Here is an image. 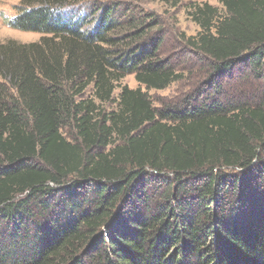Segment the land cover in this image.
<instances>
[{
    "label": "trees",
    "instance_id": "obj_1",
    "mask_svg": "<svg viewBox=\"0 0 264 264\" xmlns=\"http://www.w3.org/2000/svg\"><path fill=\"white\" fill-rule=\"evenodd\" d=\"M124 1L23 0L8 20L42 39L0 47V264H264V0L193 8L209 76L162 108L121 82L184 75Z\"/></svg>",
    "mask_w": 264,
    "mask_h": 264
},
{
    "label": "rangeland",
    "instance_id": "obj_2",
    "mask_svg": "<svg viewBox=\"0 0 264 264\" xmlns=\"http://www.w3.org/2000/svg\"><path fill=\"white\" fill-rule=\"evenodd\" d=\"M23 0H0V47L14 43L16 45H29L37 43L42 39L41 35L34 32H25L11 27L9 19L16 16V8L21 6ZM136 14L146 16L149 20L159 23L158 27L152 31V36L163 39L161 59L172 63L179 73L184 75L183 81L173 83L169 89L164 91H147L136 81L135 74L127 75L121 82L123 86L130 89H143L153 105L163 107L164 103H178L185 96L196 91L198 87L209 76V61H202V56L197 55L189 44V39L196 37L199 26L193 21L191 11L195 6L209 4L222 14L224 13L220 0H128L124 1ZM122 12L115 14L116 19L122 20ZM240 69H237L234 76L240 77ZM226 85L231 83L240 89L238 82H231L228 78ZM231 88V87H230ZM80 99L92 100L95 96L93 86H90ZM120 84L116 87L113 101L105 106L106 110L112 111L116 108V102L121 94ZM68 140H73L74 133L66 127L63 131Z\"/></svg>",
    "mask_w": 264,
    "mask_h": 264
}]
</instances>
